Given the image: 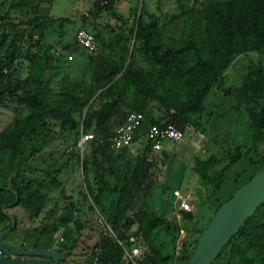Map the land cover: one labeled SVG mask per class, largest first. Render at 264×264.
Masks as SVG:
<instances>
[{
  "label": "trees",
  "instance_id": "1",
  "mask_svg": "<svg viewBox=\"0 0 264 264\" xmlns=\"http://www.w3.org/2000/svg\"><path fill=\"white\" fill-rule=\"evenodd\" d=\"M53 1L0 0V27L7 25V31L0 32V50L7 40L11 48L0 56V108L15 114L0 129V232L18 227L17 216L12 213L14 227L11 223L2 225L10 222L6 216L10 208L23 204L33 217L38 216L50 200L51 191L62 184L60 174L81 162L82 203L90 201L88 209L97 210L114 234L112 237L100 232L84 264H125L122 247L130 248V236L136 239V246L137 239L142 245V251L137 246L135 264H188L201 231L224 200L214 205L203 226L191 229L195 235L186 238L176 254L179 225L149 204L158 183L156 154L162 155L164 161L171 152L153 150L141 136L133 140L143 139L138 152L132 154L129 146L112 148L109 138L131 111L144 115V129L170 124L184 135L189 128L202 124L206 119L204 101L211 90L222 89L225 72L234 58L256 53L264 60V0H215L201 7L181 4L179 13L162 23L142 4L139 17L134 16L129 30L136 39L132 50L143 65L136 64L128 38L116 33L114 45L96 54L86 53L75 43V32L69 42H50L47 37L52 24L63 29L64 21L73 23L68 17L50 15ZM113 3L114 0H93L89 10L83 11L87 15L82 13V17L105 13L119 20ZM10 11L19 14L20 28L7 19ZM20 47L26 49L29 61L23 77L17 75L19 68L14 64ZM54 47L73 55L85 52L91 63L87 84L63 80L57 89L51 86L56 66L72 62L55 56ZM236 92L248 119V141L228 150L227 163L221 168V158L213 154L195 158L191 168L211 194L220 189L236 162L255 159L260 166L264 162L259 152L264 145V65L247 66ZM21 111L25 112L19 115ZM62 129L74 136V149L59 151L61 154L55 157L57 150L49 153L44 149L50 141L47 134ZM88 131L101 139L86 142L89 156L80 160L75 146L80 134ZM39 155L49 160L46 167L34 164ZM262 168L264 165L255 173ZM243 184L236 185L228 196ZM62 195L66 197L58 220L62 241L54 244L53 230L49 227L44 231L43 223L31 248L54 249L60 254L59 263L65 264L78 241L70 222L80 208L66 193ZM171 197L170 208L172 192ZM48 212L46 220L56 210ZM182 218L190 220L193 215L182 211ZM35 260L51 261L47 257ZM223 262L264 264V204L241 224L211 264Z\"/></svg>",
  "mask_w": 264,
  "mask_h": 264
},
{
  "label": "rangeland",
  "instance_id": "2",
  "mask_svg": "<svg viewBox=\"0 0 264 264\" xmlns=\"http://www.w3.org/2000/svg\"><path fill=\"white\" fill-rule=\"evenodd\" d=\"M209 1L215 0H114L113 5L117 12L118 20L105 13L97 16L90 14L89 17L83 18V11L89 10L93 0H54L50 5V15L54 17H68L73 20V23L64 21L61 23L63 29L57 23L52 24L48 29L50 33L47 38L50 42L57 40L64 42L68 40L69 42L72 40L75 30L81 27L80 24H83L86 29L95 32L98 37V50L92 54L111 48L114 45L113 38L116 39L115 33L128 38L129 50L132 52L133 42L136 39L129 28L134 16L139 15L142 4L145 5V9L149 14L158 17L159 23H162L171 18L172 15L178 14L180 11L179 5L181 4L192 5L194 3L195 7H201ZM7 19L13 24H19L20 16L15 11H10V13H7ZM0 24H2V20H0ZM120 25L123 30L120 29ZM18 26L20 28L21 24ZM2 29H6L7 31V25L0 27V32ZM59 32L64 33L59 36ZM20 48V53L17 55L14 64H17L19 68L17 75L23 77L29 68V61L25 57L28 54L26 49ZM10 51L11 48L7 40L4 47L0 50V56L8 54ZM85 52L81 55H73L72 62L68 64L61 62L62 64L56 66L51 76V86L54 89H57L59 83L63 80H71L73 83L74 81H78L75 83H88L91 63L86 58ZM132 53L137 57L135 51ZM136 64L143 65V62L137 57ZM252 65H264L263 57L256 53L236 56L225 72L222 89L211 90L204 101L206 107L205 121L203 119L202 124H199L196 129L189 128L184 132L181 141L176 143L165 142L163 144L162 149L171 152L170 157L162 161V155L156 154L158 165L155 175L158 183L153 188L149 204L179 225L180 230L175 248L176 254H178L182 242L186 238L191 239L195 235L191 229L205 224L213 211L214 205L219 201L225 200L236 185L245 183L255 171L264 165L263 162L260 166V162H256L255 159L253 161L242 159L236 162L227 172L226 179L220 189L214 194H211L209 189L201 185L199 178L191 170L195 158H205L210 154L221 158L218 165L221 168L227 163L226 155L228 150H232L235 145L246 144L248 141V119L243 110V104L238 103L236 88L240 84L241 76L246 71L247 66ZM24 112L21 111L19 115L24 114ZM14 116L15 114L10 110L0 108V129L7 125ZM47 136L50 138V141L44 149L47 148L46 150L49 153L57 150L54 154L55 157L59 156L61 152H69L74 149V145L71 143V139L74 136L70 135L65 129L57 133H48ZM142 140L134 141L129 145V150L132 154L138 152L139 143ZM88 150V143L84 145L81 151L79 149L80 160H87L89 156ZM59 151L61 152L59 153ZM259 152L262 153L260 155H263L262 161H264V145L260 146ZM43 156L39 155L34 159L36 166L46 167L50 163ZM69 167L60 174L59 178L63 185L61 184L51 191L50 200L38 216L33 217L23 204L10 208L7 211L17 216L18 227L4 236L2 239L4 247L7 249H19V246H23L26 249L31 248L33 241L43 228V223H45L44 231L49 227L53 230L54 244L62 241V227L58 224V220L61 217V211L66 202V197L62 195L63 193H66L75 203H78L80 208L78 213L73 214V221L70 222L72 228H74V236L78 241L65 264H84V260L88 259L92 254V246L100 232H105V234L114 237L110 227L105 223L97 210L91 211L88 209V204H91L90 201L89 203H82L80 191L84 188V177L81 162L78 166L72 165ZM173 190H179L183 195H188V202L191 207V210L188 212L193 215V219L185 220L182 218V211L178 209L174 196L170 208L169 203L172 199L171 192L173 195ZM32 206L34 205L30 207L33 208ZM54 209L56 212H50L46 220L48 211H53ZM10 223L11 221H5L2 225L6 226ZM103 224L106 225L105 229L103 228ZM75 226H78V229H75ZM137 241L139 242L137 246L142 251V245L138 239ZM22 258L40 259V257L35 256H25ZM123 260L127 264L125 259Z\"/></svg>",
  "mask_w": 264,
  "mask_h": 264
},
{
  "label": "water",
  "instance_id": "3",
  "mask_svg": "<svg viewBox=\"0 0 264 264\" xmlns=\"http://www.w3.org/2000/svg\"><path fill=\"white\" fill-rule=\"evenodd\" d=\"M139 17V15H138ZM264 204V168L228 196L213 213L209 223L201 231L188 264H211L222 248L237 233L256 209ZM15 225L12 214L6 213ZM10 228L0 232V264H60V254L54 249H7L2 239ZM47 257L51 261L23 259L22 257Z\"/></svg>",
  "mask_w": 264,
  "mask_h": 264
},
{
  "label": "built area",
  "instance_id": "4",
  "mask_svg": "<svg viewBox=\"0 0 264 264\" xmlns=\"http://www.w3.org/2000/svg\"><path fill=\"white\" fill-rule=\"evenodd\" d=\"M84 13V12H83ZM84 15H87L84 13ZM75 43L87 52L93 53L98 50L99 43L93 33L84 27H79L74 34ZM55 56L71 61L73 54L64 52L58 47H54ZM145 118L142 113L131 111L126 115L124 122L119 125L114 134L109 138L112 148L119 149L129 146L134 139H139L143 136L144 140L148 141L151 148L155 151L162 149L165 142L176 143L182 140L183 133L173 125H149L144 129ZM99 138L91 131L81 133L76 146L82 150L84 144L92 139ZM101 139V138H99ZM173 196L177 203V207L181 211H190L191 207L188 202V195H183L179 190H173ZM120 243V242H119ZM130 248L122 247L123 257L126 263L135 264V258L139 255V249L136 246V239L130 236L127 240ZM121 244V243H120ZM0 249V256H2ZM91 264H95L91 263Z\"/></svg>",
  "mask_w": 264,
  "mask_h": 264
}]
</instances>
